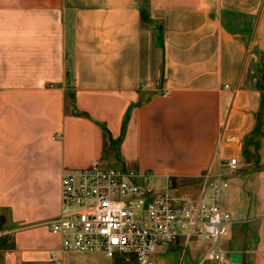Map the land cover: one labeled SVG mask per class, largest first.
Here are the masks:
<instances>
[{
	"label": "crops",
	"instance_id": "obj_1",
	"mask_svg": "<svg viewBox=\"0 0 264 264\" xmlns=\"http://www.w3.org/2000/svg\"><path fill=\"white\" fill-rule=\"evenodd\" d=\"M97 161L160 186L199 180L193 194L224 173L242 224L225 251L264 264V0H0L3 264H130L63 251L46 224L62 176ZM209 246L155 258L232 264L202 262Z\"/></svg>",
	"mask_w": 264,
	"mask_h": 264
},
{
	"label": "built area",
	"instance_id": "obj_2",
	"mask_svg": "<svg viewBox=\"0 0 264 264\" xmlns=\"http://www.w3.org/2000/svg\"><path fill=\"white\" fill-rule=\"evenodd\" d=\"M230 172L237 158L223 163ZM226 175L206 178L197 194L179 191L174 180L157 186L145 175L97 161L67 171L61 179V213L48 221L62 238V250L99 253L134 264H159L156 254L178 245L185 255L209 243L204 261L226 262L221 248L230 233L233 215L223 198Z\"/></svg>",
	"mask_w": 264,
	"mask_h": 264
},
{
	"label": "rangeland",
	"instance_id": "obj_3",
	"mask_svg": "<svg viewBox=\"0 0 264 264\" xmlns=\"http://www.w3.org/2000/svg\"><path fill=\"white\" fill-rule=\"evenodd\" d=\"M115 149H117V147L113 146L112 142L111 143L107 142V146H106V152H107V157H106L107 161L106 162H107V164L113 165V164H115L117 162L116 158L114 157ZM238 172L235 171L234 175L238 174ZM249 180H252V178H249L248 182H249ZM154 184H156V183H154ZM199 184H200L199 180H193V179H178V180L174 181V186L178 187L179 191L183 190V191H186V192L188 191V192H192V193H194V191H196L198 189ZM157 186H160V184L157 185ZM3 216L6 217L7 215L6 214L3 215V214L0 213V230L4 228L5 218ZM241 227H242V224H234V225H232V227L230 229V234L227 237L223 238V240H222L221 248L223 250H226L228 245L232 246V244H234L237 240H239V238L236 236L237 235L236 233H237V230L239 228H241ZM6 242H7L6 239L2 238V241H0V248L1 247L2 248H6L7 246L4 245V243H6ZM2 253L3 252H0V264H3V254ZM186 254H188V250H187ZM229 256H230V254L228 253V258H229ZM229 260H231V259H228V261ZM202 262H204V260ZM211 264H224V263H211Z\"/></svg>",
	"mask_w": 264,
	"mask_h": 264
},
{
	"label": "trees",
	"instance_id": "obj_4",
	"mask_svg": "<svg viewBox=\"0 0 264 264\" xmlns=\"http://www.w3.org/2000/svg\"><path fill=\"white\" fill-rule=\"evenodd\" d=\"M145 1L148 2V0H145ZM145 19H146V18H145ZM125 125H126V122H125ZM125 125H124V127H123V134H122V136H121L120 141L122 140L123 135H124ZM103 129H104V131H105V135L107 136V138H109V135H110L109 130H108L105 126L103 127ZM111 142H112L113 146H116V147L119 146V141L117 142V141H114L113 139H111Z\"/></svg>",
	"mask_w": 264,
	"mask_h": 264
},
{
	"label": "water",
	"instance_id": "obj_5",
	"mask_svg": "<svg viewBox=\"0 0 264 264\" xmlns=\"http://www.w3.org/2000/svg\"><path fill=\"white\" fill-rule=\"evenodd\" d=\"M242 256L239 253H235L231 256L232 264H241Z\"/></svg>",
	"mask_w": 264,
	"mask_h": 264
}]
</instances>
